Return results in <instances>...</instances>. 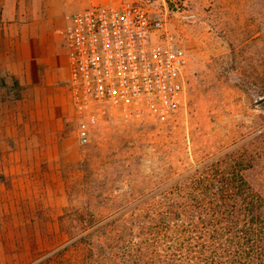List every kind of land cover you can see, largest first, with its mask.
<instances>
[{"label": "rangeland", "instance_id": "obj_1", "mask_svg": "<svg viewBox=\"0 0 264 264\" xmlns=\"http://www.w3.org/2000/svg\"><path fill=\"white\" fill-rule=\"evenodd\" d=\"M104 4L166 17L163 38L188 56L170 113L77 104L54 27L44 53L59 84L12 73L48 14ZM210 166L239 170L264 200V0H0V264H95L96 231L136 254L143 203Z\"/></svg>", "mask_w": 264, "mask_h": 264}, {"label": "built area", "instance_id": "obj_2", "mask_svg": "<svg viewBox=\"0 0 264 264\" xmlns=\"http://www.w3.org/2000/svg\"><path fill=\"white\" fill-rule=\"evenodd\" d=\"M165 22L162 13L137 4L94 5L73 14L64 37L74 101L158 115L176 109L188 56L163 38Z\"/></svg>", "mask_w": 264, "mask_h": 264}, {"label": "trees", "instance_id": "obj_3", "mask_svg": "<svg viewBox=\"0 0 264 264\" xmlns=\"http://www.w3.org/2000/svg\"><path fill=\"white\" fill-rule=\"evenodd\" d=\"M143 204L137 229L147 239L137 253L114 246L117 235L96 231L95 264L103 254L114 264H264V200L239 170H196Z\"/></svg>", "mask_w": 264, "mask_h": 264}, {"label": "crops", "instance_id": "obj_4", "mask_svg": "<svg viewBox=\"0 0 264 264\" xmlns=\"http://www.w3.org/2000/svg\"><path fill=\"white\" fill-rule=\"evenodd\" d=\"M62 10L67 11L65 8ZM53 14H48L43 18L41 24L37 26L33 35L26 40H23L17 47L14 53V65L15 69L12 73L21 81V83L29 82L36 79L41 74L44 84H59L57 78L52 75V70L55 68L56 62L53 58L47 56L44 53V47L52 40L50 27H54L60 32L58 39L64 44V52L61 58L62 64L68 67V56L65 45L64 29L68 24L69 15H65L62 20L53 19ZM53 26H50L52 25ZM51 68V70H47ZM69 80V76H68Z\"/></svg>", "mask_w": 264, "mask_h": 264}]
</instances>
